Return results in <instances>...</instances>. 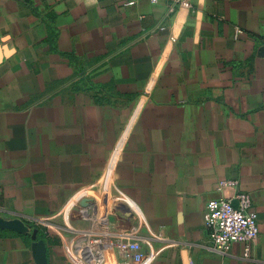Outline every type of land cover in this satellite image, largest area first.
Listing matches in <instances>:
<instances>
[{
  "label": "crops",
  "instance_id": "obj_1",
  "mask_svg": "<svg viewBox=\"0 0 264 264\" xmlns=\"http://www.w3.org/2000/svg\"><path fill=\"white\" fill-rule=\"evenodd\" d=\"M189 1L0 0V218L42 228L48 264L91 233L108 264L122 239L142 264H264V0ZM221 178L252 195L248 256L210 245ZM31 243L0 228V264Z\"/></svg>",
  "mask_w": 264,
  "mask_h": 264
},
{
  "label": "built area",
  "instance_id": "obj_2",
  "mask_svg": "<svg viewBox=\"0 0 264 264\" xmlns=\"http://www.w3.org/2000/svg\"><path fill=\"white\" fill-rule=\"evenodd\" d=\"M136 1L126 0V3L132 5ZM149 1L156 3L159 0ZM175 1L183 7H190L189 0ZM251 206L252 195L240 188L238 180L233 178L218 180L216 196L208 200L204 211L205 227L214 250L226 253L233 243H241L244 246V254L249 255L258 236L257 215ZM35 224L37 225V222ZM30 228L32 229L31 226ZM132 246L133 249H137L138 243H133L130 247ZM108 248L109 243L101 234L91 233L73 245L72 252L78 264H108ZM116 248L120 254L126 250V245H123L121 240L116 243ZM120 264L131 262L122 261L121 258Z\"/></svg>",
  "mask_w": 264,
  "mask_h": 264
},
{
  "label": "water",
  "instance_id": "obj_3",
  "mask_svg": "<svg viewBox=\"0 0 264 264\" xmlns=\"http://www.w3.org/2000/svg\"><path fill=\"white\" fill-rule=\"evenodd\" d=\"M6 226L14 227L16 229L18 228L21 231L30 233L31 238H32L31 251L34 255L36 263L37 264H48L45 242L42 239H37V229L36 228L31 229L28 224H25L21 222V220H18V219L0 218V228L6 227Z\"/></svg>",
  "mask_w": 264,
  "mask_h": 264
},
{
  "label": "rangeland",
  "instance_id": "obj_4",
  "mask_svg": "<svg viewBox=\"0 0 264 264\" xmlns=\"http://www.w3.org/2000/svg\"><path fill=\"white\" fill-rule=\"evenodd\" d=\"M145 241L143 240H141V241H139V245H138V248L140 247V249H141V246H142V243H144ZM122 243H123V245H126V250L124 251V252H122V253H120V256H121V258H122V261H124V260H128V261H130L131 262V264H137V263H143L144 261H145V259L147 258H145L144 257V259H140V257L138 258V257H135V255L133 254V252L136 250L137 251V249H133V246L132 247H130V245H132L133 244V240H129V239H122ZM141 245V246H140ZM135 251V252H136ZM111 251L108 249V251H107V259H108V262L109 263H111V260H110V258L113 256V255H109V253H110ZM130 252V253H129Z\"/></svg>",
  "mask_w": 264,
  "mask_h": 264
},
{
  "label": "trees",
  "instance_id": "obj_5",
  "mask_svg": "<svg viewBox=\"0 0 264 264\" xmlns=\"http://www.w3.org/2000/svg\"><path fill=\"white\" fill-rule=\"evenodd\" d=\"M35 228L37 229V239H43L44 238V233L42 231V228L35 226Z\"/></svg>",
  "mask_w": 264,
  "mask_h": 264
}]
</instances>
